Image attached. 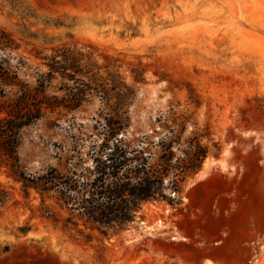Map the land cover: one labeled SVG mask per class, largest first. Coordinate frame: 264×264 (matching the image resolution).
<instances>
[{
	"label": "rangeland",
	"instance_id": "374dc122",
	"mask_svg": "<svg viewBox=\"0 0 264 264\" xmlns=\"http://www.w3.org/2000/svg\"><path fill=\"white\" fill-rule=\"evenodd\" d=\"M0 27L32 85L40 58L63 45L118 70L137 91L130 137L146 138L155 158L162 140L179 153L196 136L210 150L181 208L150 204L124 230L43 218L38 196L0 167L13 193L0 211V264L264 263V0H0ZM102 112L95 99L48 113L24 132L22 167L40 173L74 155V140H96Z\"/></svg>",
	"mask_w": 264,
	"mask_h": 264
},
{
	"label": "trees",
	"instance_id": "16d2710c",
	"mask_svg": "<svg viewBox=\"0 0 264 264\" xmlns=\"http://www.w3.org/2000/svg\"><path fill=\"white\" fill-rule=\"evenodd\" d=\"M18 50L12 33L0 27V167L22 184L27 197L38 196L43 218L76 230H124L142 220L150 204L184 205L187 183L203 172L210 155L199 137L189 139L179 153L178 141L162 140V153L155 158L146 138L130 137L137 91L118 70L102 66L92 50L63 45L40 58L45 70L32 85L21 77L26 62ZM136 80L143 79L138 75ZM95 99L107 110L95 126L97 139L74 140V155H58V166L25 171L19 154L24 132L48 113L75 112ZM185 132L182 125L180 134ZM12 199L0 183V211Z\"/></svg>",
	"mask_w": 264,
	"mask_h": 264
},
{
	"label": "bare ground",
	"instance_id": "6f19581e",
	"mask_svg": "<svg viewBox=\"0 0 264 264\" xmlns=\"http://www.w3.org/2000/svg\"><path fill=\"white\" fill-rule=\"evenodd\" d=\"M263 22V21H262ZM206 165H207V163H206ZM262 264H264V263H262Z\"/></svg>",
	"mask_w": 264,
	"mask_h": 264
}]
</instances>
